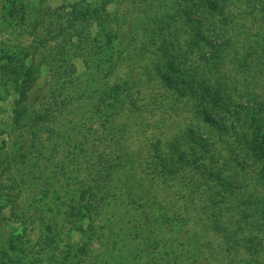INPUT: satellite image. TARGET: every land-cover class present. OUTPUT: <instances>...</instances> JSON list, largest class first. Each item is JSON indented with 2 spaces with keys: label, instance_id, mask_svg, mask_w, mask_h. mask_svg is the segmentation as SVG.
<instances>
[{
  "label": "rangeland",
  "instance_id": "1",
  "mask_svg": "<svg viewBox=\"0 0 264 264\" xmlns=\"http://www.w3.org/2000/svg\"><path fill=\"white\" fill-rule=\"evenodd\" d=\"M11 1L0 0V47L14 57L25 55L30 64L29 58L38 63L42 55L53 53V45L37 49L35 38L41 31H52L50 13L54 9L68 11L73 3L93 6L102 0ZM190 1L194 6L189 18L174 11L179 10L180 0L106 3L108 14L120 21L108 23L121 38L117 50L108 51L110 57L105 58L111 65V74L97 67L106 53L98 49L96 42L84 50L87 60H92L89 67L81 56L69 58L76 69L66 87L54 88L50 83L52 68L40 66L24 101H20L12 83L14 75H4L0 69V229L20 230L22 246L35 259L34 264H61L76 237L66 212L72 194L88 179L95 150L114 152L121 159L110 181L114 195L94 216L95 237L89 251L81 255L80 264H264V229L258 231L247 225L258 218L249 216L253 209L264 211V184L252 178L261 163L236 148L247 117L221 114L226 125H231L229 132L222 141H216V151L205 152L206 161L216 163L228 177L234 176L230 182L242 181L240 188L235 189L234 184L225 190V184L201 182L200 173L191 168L187 171L190 176L178 170L160 175L153 165L154 154H172L180 142L185 146L184 140L191 138L187 133L204 137L210 132L193 111V102L181 97L179 90L162 85L161 80L163 74L174 72L180 78L184 70L192 73L200 65L208 74V64L198 58L200 53L185 49V43L201 27L200 22L203 21L202 28L213 33L212 27L199 17L206 9L198 0ZM219 1L224 16L219 18V26H214L240 32L235 38V47L240 49L230 50L229 58L220 63L218 81L235 85L234 102H244L239 93L253 94L259 102L249 104L255 116L264 105V0L258 4L256 0ZM90 20L84 22L86 32H103L100 24ZM146 21L158 31L152 33L154 40L143 35L151 31L143 23ZM201 50L206 51V45ZM181 53L184 54L180 56ZM5 60V54L0 55V63ZM242 61L249 64H244L245 72L241 70ZM198 71L202 72L201 68ZM90 75L94 77L89 80ZM114 80L128 83L107 123L90 108L97 89ZM64 94L69 95L70 105L61 103L57 107L55 103ZM54 97H58L57 101ZM17 103L28 109L29 117L14 119ZM38 113L44 120L32 122ZM191 181L198 183L197 192L188 187ZM209 198L213 204L208 203ZM131 199L144 205L146 222ZM156 207L157 212H162L153 218ZM169 215L170 222L174 220L171 225ZM175 224V228L170 227ZM192 240L196 250L189 254ZM13 244L18 247L20 243L15 240ZM2 258L0 248V264H4Z\"/></svg>",
  "mask_w": 264,
  "mask_h": 264
},
{
  "label": "trees",
  "instance_id": "2",
  "mask_svg": "<svg viewBox=\"0 0 264 264\" xmlns=\"http://www.w3.org/2000/svg\"><path fill=\"white\" fill-rule=\"evenodd\" d=\"M13 1L15 0H12L11 2ZM110 1L111 0H102L100 4L93 6L73 3L70 4L68 11L54 9L52 13H50V23L54 26L52 31L50 30L47 33L41 31L42 33L40 36L35 38L37 49L45 50L48 46L50 48L53 45L50 49L53 53L50 55H46L45 53L41 56L42 60L38 63H34L33 59L29 58L31 63L28 64L25 55L19 58L16 56L18 55L16 53V57H14L13 55H8L6 52L4 53V47H0V55L5 54V58L8 59L7 62L5 60L0 63V69H2L4 75H14L12 83L19 92L20 101L27 99L28 89L35 81L33 80V74L41 67H45L46 69L52 68L53 74H51L50 83L54 88L60 89L66 87L67 82L72 78V71L76 69L73 62H69V58L73 55L81 56L80 58H82V61L87 67H89V62L92 60H87L85 57V51H87L90 43L93 44L96 42L98 44V49L103 50V54L106 53L103 55L102 63L99 62L97 64L98 69L103 72L109 70V73L111 74V65L107 64L105 58L110 57L107 56L108 51L111 52L113 49L114 51L117 50L118 44L121 43V38L118 37L119 32L116 28H112L111 26L108 27V23L120 24L119 19L113 14L109 15L106 11V3ZM198 1L200 6L206 9L205 12H203V15L199 17L212 27L211 29H213L212 31L214 34L211 33V31H207L206 27L202 28L203 21L200 22L198 20L201 27L193 34V39L190 38L189 41L185 43V49L187 52L197 50L198 52L196 53H200L198 58L201 62L203 61L204 64H208L206 67L208 74H204V69L200 65L195 67L196 69L194 68L193 70L195 71L192 70V73L184 70L180 75V78H178L174 72L172 74H163L161 80L162 85L170 90H179L181 97H186L187 100L193 102V111L208 125L210 132L208 136L204 137L202 136L203 134L196 135L193 134V132H191L192 134L187 133L188 135H191V138H189L190 140H184L187 148L182 146L183 143L180 142V145L179 143L175 145L176 148L172 151V154L169 152L154 154L152 159L154 168L158 170L160 175L173 173L178 170L184 171V174L187 176H190L187 174L188 169H197L201 175V182L212 180V185L213 182L216 181L220 185L225 184L223 186V189L225 190L229 189V187L231 189V185L234 184L235 189L240 188L242 181H240V179H235L233 183L230 182V177L234 176L230 175L228 177V174L222 172L221 169H218L219 167L215 166L217 165L216 163L210 162L209 159L206 161L208 155L206 156L205 152L216 151V141H218V139L222 141V136L229 132V127H231V125H226L221 114H242L241 116H245L248 119L243 121L244 126L239 132V141L236 148L244 152V155L255 156L257 161L261 163L260 167L254 171L252 178L257 182L264 184V105L256 110L257 114L254 116V111L250 106V103L253 105V103L257 104L259 102L256 101L253 94L249 92H246L245 95L243 94L245 92L239 93L241 94L239 97H243L244 102H234L236 90L235 85L231 86L218 81L221 77V75L217 74L218 69H220V63L229 58L230 50L239 51L240 49L239 46L235 47V38L240 32H233V28L230 31L227 26L220 29H217L214 26L215 24H218L219 26V18L224 16L223 8L219 0ZM258 2L259 0H256L257 4ZM191 5L194 6L190 0H180L179 10H173L183 18H189L192 13ZM169 11L172 14L174 13L172 10ZM12 12L14 11L12 10ZM158 18L162 21L161 16H158ZM87 20H93L95 23L97 22V24H100L103 32L97 31V33H94L93 35L86 32L84 22H88ZM143 23L148 24L149 26V21ZM148 28L151 27L149 26ZM159 30L161 31V29ZM207 32L211 35L206 36L208 34ZM152 33L158 34V31L155 28H151V31H145L143 35L146 38H153L154 36ZM47 34H51V37H47ZM150 40H154V38ZM202 41L203 43L201 45L200 43ZM203 45H206V51L201 50ZM183 54L181 53L180 56ZM238 61L241 63V60ZM12 62H14V64L10 65ZM244 62L245 61H242L241 70L245 72L244 64L246 67H249V64ZM104 65L106 66L103 68ZM199 68H201L202 72L198 71ZM210 71H214L213 75ZM248 71L250 76L253 75L251 74L252 71L250 69ZM93 77L94 76H92V78ZM92 78L91 75L88 77L89 80ZM70 82L72 81L70 80ZM127 83V80H114L112 83L107 82L105 86H101V88L96 91V99L91 103L92 106L90 110H94V113L97 110L99 112L97 117L110 123V116L118 104L117 101H119V97L124 91H126L125 87H127ZM54 99L57 101L58 97H54L53 100ZM70 101L69 95L67 96L64 94L61 101L55 104L57 107L62 106L61 103L64 105H70ZM14 109V119L16 118V121L17 118L25 119L30 116L27 114L28 109L24 105L17 103ZM40 115V113L34 115L32 118L34 121L32 122L36 123L35 121H43L44 116ZM239 120H242V118H239ZM211 130L213 132H211ZM190 131L192 130H188V132ZM189 144L192 145L188 146ZM230 151L233 150L230 149ZM95 153L96 158L90 165L91 171L88 179L79 185L76 191H74L66 212L67 221L70 222L72 233L76 234V237L70 242V245L68 246L69 250L62 256L63 259L61 264H80L81 255H84L89 251L90 245L95 237L94 216L109 203L111 195H114L110 181L121 158L120 156H117V154H114V152H98V150H95ZM120 166L122 167V162ZM189 186L190 190L193 189V192L197 190L199 185L196 181H191V184L188 185V187ZM237 191L238 190L233 193L235 194ZM132 201L137 207L138 215L144 220V222H146L145 217L147 218V216L143 213L144 205L135 202L134 199ZM208 203L213 204L214 201L209 198ZM158 210L159 208L157 207L152 210L153 218H157V215L162 212H157ZM165 215L166 214L163 213V216ZM208 215H210V213H208ZM252 215H258V218H254L251 222H248L247 225L252 226V228L257 229L258 231L264 229V211L253 209L249 216ZM168 219L170 222V215ZM172 222H170V225ZM0 226H2L1 220ZM46 226L47 231L51 232V229L49 228L50 224H47ZM176 226L177 224L170 227L175 228ZM19 232V229H0V248L2 250L4 264H34L35 259L32 256H29L28 250L22 246L21 236L18 235ZM15 240L17 243H20L18 247L13 244ZM43 240L45 241V238H43ZM193 241L194 240H192L190 247L187 249L188 253L195 248L193 246Z\"/></svg>",
  "mask_w": 264,
  "mask_h": 264
}]
</instances>
